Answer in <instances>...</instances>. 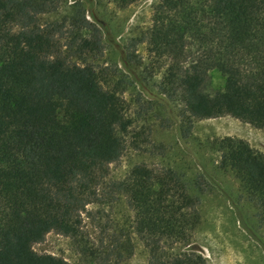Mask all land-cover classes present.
<instances>
[{"label":"trees","instance_id":"trees-1","mask_svg":"<svg viewBox=\"0 0 264 264\" xmlns=\"http://www.w3.org/2000/svg\"><path fill=\"white\" fill-rule=\"evenodd\" d=\"M58 1L0 0V264H70L33 245L51 231L80 242V213L124 150L123 94L134 83L160 74L158 92L189 119L230 116L264 130V0H158L141 38L152 56L142 78L125 60L127 75L87 62L97 39L84 37L90 25L80 10L64 20L71 30L60 44L65 24L39 23ZM112 1L124 8L137 0ZM210 145L217 172L237 182L264 220V154L228 136ZM199 177L216 186L208 171ZM195 181L137 165L111 184L134 213L147 264H207L193 250L172 251L190 243L199 223Z\"/></svg>","mask_w":264,"mask_h":264},{"label":"rangeland","instance_id":"rangeland-1","mask_svg":"<svg viewBox=\"0 0 264 264\" xmlns=\"http://www.w3.org/2000/svg\"><path fill=\"white\" fill-rule=\"evenodd\" d=\"M157 2L137 0L120 8L112 0H59L54 10L39 16V23H56L57 27L65 24L62 38L55 37L64 45L71 30L69 21L64 20L80 10L90 25L84 37L97 39L94 52L86 54L87 62L117 66L127 75L121 65L125 60L140 76L152 59L141 38L151 26ZM128 54L132 55L130 59ZM148 80L149 84L142 81L144 87L134 83L123 94L130 121L124 150L108 165L97 199L80 213V242L51 231L41 243L33 245V250L63 258L70 264H147L148 251L132 228L134 213L124 195L111 186L123 180L132 167L145 165L157 173L170 169L196 179L199 223L190 243L176 244L174 253L193 250L207 264H264V220L242 195L237 182L230 175L217 172L219 154L210 145L212 140L228 136L242 139L264 154V130L230 116L189 119L182 104L158 92L155 83L160 74ZM211 81L214 87L223 84L217 73L211 74ZM201 168L209 172L216 186L199 177ZM224 192L230 195L229 199Z\"/></svg>","mask_w":264,"mask_h":264}]
</instances>
